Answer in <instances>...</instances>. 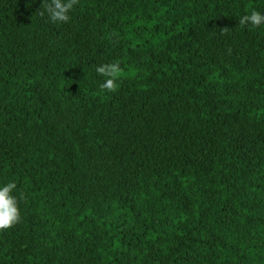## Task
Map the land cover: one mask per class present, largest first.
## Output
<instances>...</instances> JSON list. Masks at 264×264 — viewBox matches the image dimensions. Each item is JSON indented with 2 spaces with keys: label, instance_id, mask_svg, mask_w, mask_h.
<instances>
[{
  "label": "trees",
  "instance_id": "16d2710c",
  "mask_svg": "<svg viewBox=\"0 0 264 264\" xmlns=\"http://www.w3.org/2000/svg\"><path fill=\"white\" fill-rule=\"evenodd\" d=\"M42 2L0 0V264H264V0Z\"/></svg>",
  "mask_w": 264,
  "mask_h": 264
},
{
  "label": "clouds",
  "instance_id": "9594fccd",
  "mask_svg": "<svg viewBox=\"0 0 264 264\" xmlns=\"http://www.w3.org/2000/svg\"><path fill=\"white\" fill-rule=\"evenodd\" d=\"M74 2L75 0H43V11L39 14L43 16L46 12L51 22H67ZM240 23L258 27L264 24V12L252 10L241 18ZM117 69L118 65L115 63L97 66L96 72L106 77L101 85L103 88L114 89ZM16 188L17 184L14 180L0 184V230L7 229L20 221L21 211L19 199L15 195Z\"/></svg>",
  "mask_w": 264,
  "mask_h": 264
}]
</instances>
